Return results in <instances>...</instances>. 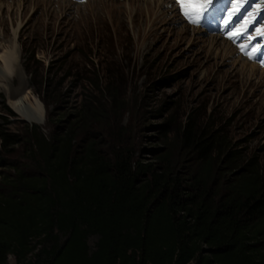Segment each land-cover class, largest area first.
Returning a JSON list of instances; mask_svg holds the SVG:
<instances>
[{"label": "trees", "instance_id": "obj_1", "mask_svg": "<svg viewBox=\"0 0 264 264\" xmlns=\"http://www.w3.org/2000/svg\"><path fill=\"white\" fill-rule=\"evenodd\" d=\"M96 90L72 117L50 112L47 135L28 127L33 172L16 169L0 188V264H264L254 161L192 116L165 119L146 160L122 102ZM17 142L0 134L3 148Z\"/></svg>", "mask_w": 264, "mask_h": 264}, {"label": "rangeland", "instance_id": "obj_2", "mask_svg": "<svg viewBox=\"0 0 264 264\" xmlns=\"http://www.w3.org/2000/svg\"><path fill=\"white\" fill-rule=\"evenodd\" d=\"M45 1L0 0V55L17 56L14 75L0 80V134L18 141L0 143V188L16 169L33 172L28 127L47 135L56 116L72 117L87 95L99 99L98 87L122 102V124H132L140 157L148 160L160 147L157 128L165 119L192 116L220 129L264 175V51L258 40L234 39L257 25L254 35L264 32V0L230 8L221 0L217 13L203 19L201 12L181 13L175 0H155L145 14L149 0H52L51 13ZM193 7L208 6L197 0ZM41 80L49 89L35 93ZM27 93L30 105H41L42 124L26 121L10 104ZM54 111L60 113L47 125ZM7 264L17 263L9 255Z\"/></svg>", "mask_w": 264, "mask_h": 264}, {"label": "bare ground", "instance_id": "obj_3", "mask_svg": "<svg viewBox=\"0 0 264 264\" xmlns=\"http://www.w3.org/2000/svg\"><path fill=\"white\" fill-rule=\"evenodd\" d=\"M51 1L52 0H46L45 2H43V4L44 3L47 4L49 13H51L50 12L51 11V5H52ZM153 3H155V0H149L147 2H144V4H145L144 14L148 13L149 8L153 7ZM227 19H229V18H227ZM212 40H213V44H215V45L219 44L215 38ZM216 41L218 44L216 43ZM222 47L225 49V52H226L227 48L225 46V43ZM0 62L3 63V66L0 65V80L11 78L14 75L15 69L17 67L16 66L17 65V63H16L17 62V56H15V54L12 53L11 50L6 51L0 55ZM29 99H30V97H29V94L27 93L25 95L18 96L15 100H11L10 104L12 105L15 112H17L26 121H28L30 123H35V124H42L43 123V110L41 108V105L37 101H35L33 105H30Z\"/></svg>", "mask_w": 264, "mask_h": 264}, {"label": "snow or ice", "instance_id": "obj_4", "mask_svg": "<svg viewBox=\"0 0 264 264\" xmlns=\"http://www.w3.org/2000/svg\"><path fill=\"white\" fill-rule=\"evenodd\" d=\"M221 0H203V3L206 4L208 7L204 8V9H197L194 8L193 6L197 3V0H175V3L179 6V11L181 13H187L190 11H196V12H201L202 15V19L212 10H215V7L218 3H220ZM249 2H251V0H249ZM227 3L229 5V8L232 4H242L243 0H227ZM229 8H225L224 9V13L225 16H227ZM240 13V9H237V14ZM226 28H228L229 30L231 29V23H229L228 25L224 26ZM259 30V26L257 25L256 28H253L252 32H245V33H239L237 34L236 37H234V39H240L241 36L244 37V39H247L249 41L251 40H258L261 43V51H264V32H261V35L259 37H256L254 35L255 31ZM251 47H254V45H250ZM260 54V52H258V55ZM262 63H264V60L261 61Z\"/></svg>", "mask_w": 264, "mask_h": 264}]
</instances>
